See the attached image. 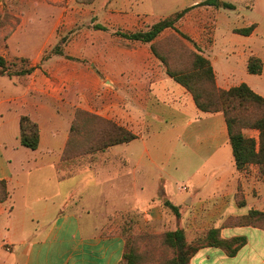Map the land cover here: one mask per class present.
Instances as JSON below:
<instances>
[{"label": "crops", "instance_id": "1", "mask_svg": "<svg viewBox=\"0 0 264 264\" xmlns=\"http://www.w3.org/2000/svg\"><path fill=\"white\" fill-rule=\"evenodd\" d=\"M61 1L68 5L66 20L81 16L77 11L69 15L73 0ZM203 1L182 0L175 11L190 7L181 17L182 32L210 60L216 86L244 82L264 97V0H220L232 8ZM196 7L203 16L194 12ZM144 14L128 10L113 19L128 24ZM41 20L37 14H20V21L4 32L0 48L8 62L19 61L12 69L32 68L0 75V264H124L125 237L109 232L110 215L129 210L143 217L145 229L181 228L187 241L211 227H219L225 238H246L233 255L204 246L188 264H264L263 228L223 225L228 216L264 210V176L254 163L235 166L223 114L200 110L147 43L121 34L132 47L102 42L80 51L73 45L57 48L62 52L57 54L51 48L59 39L58 19L49 30ZM249 26L247 34L235 31ZM89 51L100 58L85 64L83 52ZM251 56L260 60V73L248 71ZM45 68L63 78L64 92L53 91ZM77 108L112 120L136 137L86 155L82 168L70 160L73 169H67L64 153ZM22 115L38 126L35 149L20 143ZM243 133L258 142V130Z\"/></svg>", "mask_w": 264, "mask_h": 264}, {"label": "trees", "instance_id": "2", "mask_svg": "<svg viewBox=\"0 0 264 264\" xmlns=\"http://www.w3.org/2000/svg\"><path fill=\"white\" fill-rule=\"evenodd\" d=\"M201 4H210L215 7H233V4L220 0H204ZM189 8L186 7L177 10L168 17L160 18L149 25L147 29L122 33V36L131 40L147 43L153 55L165 66L166 73L177 83L185 87L192 95L195 105L200 110L206 112H221L227 126L229 142L237 169H242L247 164L254 163L258 166L260 175L264 176V97L252 90L244 82L230 86L227 89L217 87L210 60L201 53L192 51L190 65L183 69L173 70L170 68L165 56L156 50V38L168 28L174 30L181 38L189 41L196 47L195 42L176 27V22ZM251 30L252 26L239 28L235 31L241 34H247ZM52 52L62 54L61 51H58L57 47ZM24 61V58H20V62ZM11 66V63L0 55V75H21L29 73L32 70L29 67L12 69ZM247 69L250 73H260L262 70L260 60L254 56L249 57ZM205 81L209 84L208 88L202 84ZM80 115L87 116L89 119L97 122L96 127H93L96 140L87 150L82 152L84 154L103 151L112 145L127 142L136 137L134 133L114 121L78 108L75 111V120ZM19 128L21 145L35 149L39 141L37 124L27 115H22L19 120ZM245 128L258 130V142L253 137L244 135L243 129ZM74 131L75 124L71 123L70 137ZM262 214L264 215L263 212L257 209H251L246 214L229 217L230 219L224 222L223 225H253L264 229V226L254 222V218ZM123 235L125 237V248L122 256L124 264H140V252L137 251L135 244L131 242L130 238L125 234ZM162 235L164 243L172 251L170 257H168L164 264H188L190 257L199 248L204 246L220 247L226 254L233 255L246 241L244 236L222 237L219 227H211L199 232L190 241L186 240L184 231L181 228L165 230L162 232Z\"/></svg>", "mask_w": 264, "mask_h": 264}, {"label": "rangeland", "instance_id": "3", "mask_svg": "<svg viewBox=\"0 0 264 264\" xmlns=\"http://www.w3.org/2000/svg\"><path fill=\"white\" fill-rule=\"evenodd\" d=\"M182 4V0H136L135 3L127 6L124 0H73V3L69 5V15L73 13L71 11H77L82 14L70 22L66 20V13L69 12L67 11L68 9L66 10V6L68 5L61 0H0V48L4 47L6 37V34L4 36V32L14 27L20 21V14L25 16L33 15V17L34 14L40 15L46 30L51 29L56 19H58L56 32L59 39L51 50L56 47L60 50H65V48L70 49L71 45H73L74 48L77 47L79 49L78 51H80L81 49H85L86 44L94 47V45L102 42H109L117 46L130 48L132 44L126 42L125 38L121 36L122 33L147 29L149 25L158 19L172 15L174 13L173 11L183 6ZM107 10L115 13L114 15L117 19L121 17L122 13L128 10H141V12H146V14L142 15L137 22L133 21L127 24L123 20H114V15L111 12L109 14H102ZM194 12L202 14V16L205 13L197 7ZM212 14L211 12V16ZM204 22H202V25H204ZM97 24L103 25L106 29H97ZM195 25L196 27L198 26L197 19ZM202 25L200 24V27ZM176 27L180 31H183L182 18L176 22ZM155 47L161 55L165 56L170 68L173 70H179L189 66L192 60V51L200 53L192 43L181 38L170 28L165 29L156 38ZM83 53L87 55L82 59L85 64L100 58L99 52L89 51ZM65 57L70 56L67 54ZM9 60L13 63L12 68L20 66L19 61L12 58ZM236 73L235 75L237 76L240 71ZM43 74L49 83L52 82L55 85L54 92H64L66 83L62 77L55 74L49 68H45ZM202 84L204 87H209L206 81ZM59 85L61 89H59ZM71 123L75 124V131L71 133L65 153V161L68 163L67 169L71 167L70 160H77L75 164L78 168H82L86 165V155L100 152L82 153L96 140L93 127H96L97 122L89 119L87 116L80 115L76 120L73 118ZM71 168L73 169V167ZM259 211L264 213V210ZM229 217L234 216H228L223 223L228 221L230 219ZM110 218L111 226L109 232L120 231L130 238L131 242L135 244L137 251L141 254L140 264H164L168 257H170L172 251L164 243L162 232H153L145 229L143 226L144 220L141 215L135 213L133 210L125 213L116 211L110 215ZM232 220L234 221V219ZM254 222L264 226V215H258L257 218H254Z\"/></svg>", "mask_w": 264, "mask_h": 264}, {"label": "built area", "instance_id": "4", "mask_svg": "<svg viewBox=\"0 0 264 264\" xmlns=\"http://www.w3.org/2000/svg\"><path fill=\"white\" fill-rule=\"evenodd\" d=\"M182 188H183V189H186V187H185L184 185L182 186Z\"/></svg>", "mask_w": 264, "mask_h": 264}]
</instances>
